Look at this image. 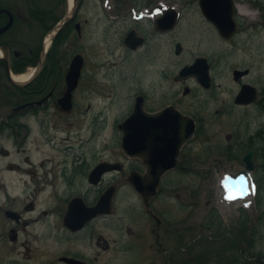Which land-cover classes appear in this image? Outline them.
Instances as JSON below:
<instances>
[{
  "label": "flooded vegetation",
  "instance_id": "1",
  "mask_svg": "<svg viewBox=\"0 0 264 264\" xmlns=\"http://www.w3.org/2000/svg\"><path fill=\"white\" fill-rule=\"evenodd\" d=\"M158 1L156 4H152L149 0L145 4L132 3L129 6L134 8V13L130 12L128 7L126 13L119 17L127 22L123 39L127 51L135 53L142 50L143 55L151 58L154 66H157L153 76L154 82L147 84L140 92L135 93L131 111L138 98L141 99L143 109L147 114L156 113L169 107L184 116L186 131L189 132L194 126V132L182 144L179 154L175 158V166L160 177L156 194L149 195L145 201L132 187L130 180H141L143 184L152 183L150 167H157L160 163V157L151 152L152 141H147V146L141 151L142 154L139 152L128 154L121 146L119 151L103 154V149H107L99 144H94L95 139L101 135V129H95L101 117L95 116L93 113L94 104L90 102L91 95L99 83L95 80L86 82L85 58L78 83L71 93L70 104L65 106L62 100L68 90L66 75L70 68V51L62 49L60 52L63 51V53L58 57L56 55L53 63L57 66L51 64L52 61L49 57L58 54V52L48 51L40 66L44 38L54 25L46 28V31L40 36V40L38 39L32 45L29 41L23 40L26 31L28 34L32 32V29L26 27L25 22L33 23V21L27 14L22 15L18 10L21 2L15 0L12 3L0 0V10H8V12H0V28L9 22L11 16L13 18V25L0 34V224L2 226L0 239H3L5 244L14 245V249L20 251L19 253L24 252L29 255L28 259L36 256L38 250L49 246L45 242H40V244L38 241H28L27 237L26 241H22V235L27 234L35 239H37L36 232L78 235L91 229L94 231L93 229L98 224L101 225L102 220L113 218L112 221H114L116 216L115 198L122 186H127L129 191H132L137 198L139 197L146 213L155 220L157 227H160L163 220L156 213L152 204L160 194L161 185L170 176L194 175L193 170L196 171L199 167L198 156L193 155V148L199 141V137L206 132L205 120L199 112L192 110L194 105L192 108H188L183 102L198 94L205 95L206 98L214 94L217 87L212 74L213 64L206 57L213 78L208 87L201 85L194 77L177 80L178 72L171 75L170 81V76L163 65L166 41L167 38L171 39L172 33L179 27L183 17L182 10L187 4L182 5L181 8L175 7L177 12L175 24L166 29L165 18L161 19L165 16L166 4L161 0ZM188 4H191L193 9L199 11L203 16L199 0H193ZM141 5L144 8H141ZM29 8V12H31L32 6ZM80 8L81 2L79 1L74 18L77 17ZM138 14H141L142 17H133ZM242 15L244 13L239 12L235 16L237 22L235 35L229 39L219 35L222 40L230 41L238 35L241 25L240 16ZM47 17L49 15L43 16L42 20L46 18L47 21ZM51 20L53 19L51 18ZM73 21L74 19L67 25L71 26L69 33L77 28L76 22L73 24ZM207 22L211 25L209 21ZM79 24L77 33L81 37V23ZM241 33L246 46L243 47L248 48V45L251 44L250 38L258 33V23L248 21L244 24ZM184 35L183 37L175 35L170 50L175 57L183 55L186 50L182 41L187 40L189 31H186ZM127 37H131L129 42H126ZM134 43H137L135 47ZM1 48L5 50V53ZM241 56L249 61L247 63L251 62V65L232 69L233 82L237 85V91L230 99L229 106L235 112L243 111L242 115L247 116L252 111L258 113L264 111V106H262L264 87L259 84L257 79L256 81L253 79V76L256 75L263 77L261 54L260 50L250 51L248 49V52H244ZM254 65L258 70L254 68ZM55 67L58 73L53 75ZM236 72L239 73L236 75ZM25 73L30 74L29 81H23L20 78V75ZM245 86H248L246 97L254 95L255 98L249 103H239L237 96ZM168 97L170 99H167ZM80 104L83 106L81 107ZM86 113L91 114L90 124L87 125L85 121L78 125L80 122L77 123V119L84 118ZM75 117L77 119L72 122L70 119ZM76 124L78 125L76 132L68 129ZM117 129L118 123L115 125V130L121 135V131ZM258 133L257 130L252 137L250 135L243 142L234 131L232 134L226 135L228 148L239 144L234 158L242 167H245L243 157L248 150L253 151L255 167L259 164L258 161L263 151L258 146L260 142ZM64 141L66 144H63ZM243 149L244 151H242ZM231 157L233 156L221 155L215 158L216 162L208 163L205 170L208 176L206 181L208 180L209 184L213 183V177L211 178L213 171L218 175L223 171L219 176L220 180L227 179L232 169L229 166ZM102 167L105 170L102 171ZM258 167H261V164ZM231 172L233 171L231 170ZM108 190L114 191L111 214L93 215L91 209L97 206L102 195ZM240 209V217L242 216V221L245 222L244 209ZM213 212L218 217V211L213 209ZM239 227L241 237H243L245 226ZM159 234L157 233V240ZM108 246L109 244L105 243V247ZM125 248L127 247H123V249ZM60 253L56 254L55 258L58 257L57 261L61 264H70L63 257L91 264L78 247L67 248L61 255H59Z\"/></svg>",
  "mask_w": 264,
  "mask_h": 264
},
{
  "label": "rangeland",
  "instance_id": "2",
  "mask_svg": "<svg viewBox=\"0 0 264 264\" xmlns=\"http://www.w3.org/2000/svg\"><path fill=\"white\" fill-rule=\"evenodd\" d=\"M79 1L81 8L72 23H81V37L75 29L69 33L71 26H66L62 29L58 42L61 43L64 36L69 34L62 45L65 51H70L69 59L71 60L75 53H81L85 58L86 82L95 80L99 83L90 99L94 104L93 113L96 117L100 116L102 122L98 121L95 126V129H101V135L95 139L94 144L107 149H103V154L119 151L121 135L115 130V125L130 113L135 93L154 82L153 76L157 69L152 59L143 55L142 50L135 53L127 51L123 41L127 22L119 17L126 13L128 7L129 11L134 13L130 4H145L148 0ZM149 1L152 4L159 2ZM161 1L169 7L181 8L187 4L182 10L183 17L179 27L172 33L171 39L167 38L166 41L163 65L170 81L171 75L177 73L184 65L191 64L196 56H205L213 64L212 74L217 87L214 94L208 96L209 98L198 94L183 102L188 108L194 105L192 110L199 112L205 120L206 132L203 133L204 136L199 137L193 148V155L198 156L199 167L196 171L193 170L194 175L170 176L161 185L160 194L152 204L163 220L160 227H157L155 220L146 213L139 197L129 191L127 186H122L115 198L114 221L113 218L102 220L101 225L98 224L94 231L91 229L78 235L36 232L37 239L27 234L22 235V241H26L27 237L28 241L45 242L49 246L38 250V254L32 259H28L29 255L24 252L19 253L20 251L14 249V245L5 244L3 239H0V264H61L55 255L60 252L61 255L65 249L72 247L80 248L91 264H264V111H252L244 116L243 111L235 112L229 106L230 99L237 91L232 69L251 65V62L247 63L249 61L241 56L248 52V49L260 50L263 77L256 75L253 79H257L264 87V0H235L243 8L244 15L240 16L238 35L230 41L222 40L215 27L188 4L193 0ZM28 2L27 7L21 3L18 10L22 15L27 14L33 21L25 22L32 32L28 34L26 31L23 36V40L33 45L40 40L46 28L57 25L67 16L69 1ZM31 6L32 11L29 12ZM141 8L144 6L141 5ZM47 15V21L46 18L42 20L43 16ZM248 21L258 23V33L250 38L251 44L248 48H244L246 46L241 31ZM12 25L13 22L10 27ZM186 31H189V37L182 41L186 50L183 55L175 57L170 51L175 35L183 37ZM30 37L32 39H29ZM56 55L49 57L54 66H57L53 63ZM254 68L258 70L255 65ZM55 69L53 75L58 73L56 67ZM79 118L70 120L73 122L77 119V123L80 122L78 125L85 121L87 125L91 122L90 113L80 118L81 120ZM78 125L68 129L76 132ZM257 130L260 140L258 146L263 151L258 161V166L261 164V167L257 166L256 173L252 175L253 189H246L245 192L243 209L246 221L243 222L239 201L232 202L231 206L223 205L227 211L218 205L221 196L219 176L223 171L219 175L213 171V183L209 184V181H206L208 176L205 169L209 162H216L215 158L221 155L233 156L231 161L229 160L232 162H229V166L233 172L243 169L234 158L239 144L228 148L226 135L234 131L243 142ZM255 178L259 182L257 186ZM255 190L256 194L253 196ZM233 194L238 199V191ZM213 209L218 211V217ZM241 225L245 226L243 237L239 227ZM1 230L0 224V235ZM157 233H160L158 240ZM105 243L109 246L105 247Z\"/></svg>",
  "mask_w": 264,
  "mask_h": 264
},
{
  "label": "water",
  "instance_id": "3",
  "mask_svg": "<svg viewBox=\"0 0 264 264\" xmlns=\"http://www.w3.org/2000/svg\"><path fill=\"white\" fill-rule=\"evenodd\" d=\"M200 8L205 17L211 21L220 35L225 38H230L236 31L237 25L234 20L235 14L238 12L237 4L234 0H199ZM8 12L6 9H1L0 12ZM67 15L55 27L56 32L70 19ZM165 18V19H164ZM176 14L168 10L165 16L161 19L165 20V28L172 27L175 23ZM13 22L11 16L9 22L0 28V34L6 31ZM77 28L79 25L77 24ZM131 37L126 38L129 42ZM137 43L133 44L135 47ZM83 66V58L80 54L73 57L68 71L66 80L68 82V91L66 94L65 104L71 98V92L76 87L80 77L81 68ZM210 66L206 57H196L194 62L185 65L176 76V79H182L189 76H194L201 85L208 87L211 85L212 77L209 72ZM239 72H236V75ZM248 86H245L237 96V102L249 103L254 100L255 96L246 97ZM70 104V103H69ZM186 121L180 112L174 111L171 108H165L156 113L147 114L142 105V101L138 98L132 113L121 123L119 128L122 130L121 147L126 153L142 154V150L147 146V141H152V151L160 157V163L157 167H150L151 184H143L137 179H131L130 182L133 188L146 201L148 195H155L160 177L173 168L176 164V156L179 154L180 148L194 132V126L189 132L185 129ZM148 129H147V127ZM137 151V152H136ZM253 151H248L243 160L247 163L248 169H253L252 164ZM102 171L105 168L102 167ZM136 178V177H135ZM113 190H108L99 201L95 208H92V214H107L111 212ZM71 264L73 260H70ZM78 263V262H76Z\"/></svg>",
  "mask_w": 264,
  "mask_h": 264
},
{
  "label": "trees",
  "instance_id": "4",
  "mask_svg": "<svg viewBox=\"0 0 264 264\" xmlns=\"http://www.w3.org/2000/svg\"><path fill=\"white\" fill-rule=\"evenodd\" d=\"M2 2H14L15 0H1ZM57 1H59V0H57ZM19 2H21V3H23L24 4V6H28V4H29V2H28V0H19ZM31 4V3H30ZM45 19V18H44ZM43 19V20H44ZM45 21H46V19H45ZM60 34H61V36H62V32H60L59 33V35L56 37V39H55V41H54V43H53V45H52V47H51V50H50V52H55V53H57L58 52V54H57V57L59 56V55H61L62 53H63V51H62V53L60 52L61 50H62V45L65 43V41L68 39V37H69V34L67 35V36H64V39H62V42L61 43H59L58 42V38H59V36H60ZM60 36V37H61ZM58 63V62H57Z\"/></svg>",
  "mask_w": 264,
  "mask_h": 264
},
{
  "label": "bare ground",
  "instance_id": "5",
  "mask_svg": "<svg viewBox=\"0 0 264 264\" xmlns=\"http://www.w3.org/2000/svg\"><path fill=\"white\" fill-rule=\"evenodd\" d=\"M68 1H69V7H71V6H72V3H73V0H68ZM239 11H240L241 14L243 13V8H242L240 5H239ZM68 16L71 17L72 15L69 14ZM69 17H68V18H69ZM60 32H61V31H59V33H60ZM51 37H52V34L48 35V37L46 38L45 43H46L47 45L49 44V42H50V40H51ZM0 55H1V51H0ZM20 78H21L23 81H28L29 78H30V74L25 73V74H23V75H20Z\"/></svg>",
  "mask_w": 264,
  "mask_h": 264
},
{
  "label": "snow or ice",
  "instance_id": "6",
  "mask_svg": "<svg viewBox=\"0 0 264 264\" xmlns=\"http://www.w3.org/2000/svg\"><path fill=\"white\" fill-rule=\"evenodd\" d=\"M229 200L233 199L234 197L233 196H228L227 197Z\"/></svg>",
  "mask_w": 264,
  "mask_h": 264
}]
</instances>
